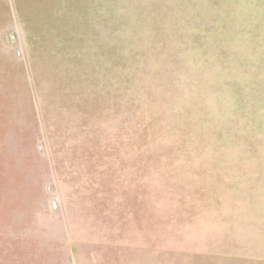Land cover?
Here are the masks:
<instances>
[{
	"label": "rangeland",
	"instance_id": "rangeland-1",
	"mask_svg": "<svg viewBox=\"0 0 264 264\" xmlns=\"http://www.w3.org/2000/svg\"><path fill=\"white\" fill-rule=\"evenodd\" d=\"M0 264H264V0H0Z\"/></svg>",
	"mask_w": 264,
	"mask_h": 264
}]
</instances>
